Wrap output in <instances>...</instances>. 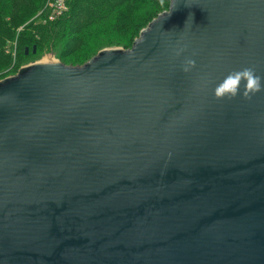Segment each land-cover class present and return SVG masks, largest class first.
I'll return each instance as SVG.
<instances>
[{"label":"water","instance_id":"95a60500","mask_svg":"<svg viewBox=\"0 0 264 264\" xmlns=\"http://www.w3.org/2000/svg\"><path fill=\"white\" fill-rule=\"evenodd\" d=\"M0 264H264V0H169L130 49L0 80Z\"/></svg>","mask_w":264,"mask_h":264},{"label":"trees","instance_id":"16d2710c","mask_svg":"<svg viewBox=\"0 0 264 264\" xmlns=\"http://www.w3.org/2000/svg\"><path fill=\"white\" fill-rule=\"evenodd\" d=\"M45 1L0 0V64L10 62L11 53L6 52L4 47L6 44L10 45L16 35V19L24 23V19L34 15ZM151 1L154 6L152 13L168 9L169 0ZM135 3L136 0H68L69 10L61 18L48 24L33 20L22 29L19 39L29 42L33 39V33L37 32L39 35L35 38L33 47L38 48L40 52L55 54L57 45L63 42L60 56L64 59L70 53L67 51L69 44L74 48L83 43L84 38L77 37L82 30L90 31L91 27L111 24L112 29L125 30L131 44L134 35L140 33L152 15L151 12L144 15L133 12L137 10ZM71 31H74L75 37L69 36ZM67 37L70 38L65 40Z\"/></svg>","mask_w":264,"mask_h":264},{"label":"rangeland","instance_id":"374dc122","mask_svg":"<svg viewBox=\"0 0 264 264\" xmlns=\"http://www.w3.org/2000/svg\"><path fill=\"white\" fill-rule=\"evenodd\" d=\"M45 2L43 6L40 9H38L37 12H35L34 15H30L26 17V19H24V23L16 19V35L12 40V42L10 43V45L6 44L4 47L6 52L10 51L11 59L10 62L7 64H3V63L0 64V80L16 75L19 69L24 66L39 62H60L67 66H80L83 65L88 60H90L95 54H97L101 50L115 49V48L130 49L133 44V41L139 35V33L135 34L133 41L130 44L128 41V36L125 33V30L112 29L111 24L105 25L103 27L97 25L94 28L91 27L90 31L82 30L81 33L77 35V37L84 38L83 43L76 45L77 48L76 47L72 48L69 44L68 45L69 50L67 51L70 53L67 52L68 54L64 59L60 56L63 42L57 45L56 47L57 54L53 52L48 53V51L40 52V50L38 48L36 49L35 46H34L35 52H32L34 49L33 44L35 43V38L38 37L39 33L34 32L33 39L29 42L20 41L19 35L23 31L22 29H24V27L33 20L35 22L38 21L43 24L45 23L48 24L50 22L47 19L45 20L44 16H38V13L43 12V9L45 7ZM152 3L153 2L151 0H136L135 8L137 10L136 11L134 10L133 12H137L139 15H144L145 13H149V12L152 13V10L154 8ZM159 13L153 12L150 17L151 20L155 18ZM148 23H146L144 27L147 26ZM73 32L74 31L70 32L71 33L69 35L70 37L76 36V34ZM70 37H67L65 40H67ZM26 49H28V52H26Z\"/></svg>","mask_w":264,"mask_h":264},{"label":"clouds","instance_id":"9594fccd","mask_svg":"<svg viewBox=\"0 0 264 264\" xmlns=\"http://www.w3.org/2000/svg\"><path fill=\"white\" fill-rule=\"evenodd\" d=\"M182 49L177 50V55L180 54ZM194 65V60L185 58L181 65L183 71L187 72ZM261 88V78L256 75L252 68H242L233 71L226 75L224 79L219 82L213 90L215 97L235 96L238 92L241 95H248L255 93Z\"/></svg>","mask_w":264,"mask_h":264},{"label":"built area","instance_id":"2783aa9c","mask_svg":"<svg viewBox=\"0 0 264 264\" xmlns=\"http://www.w3.org/2000/svg\"><path fill=\"white\" fill-rule=\"evenodd\" d=\"M69 10L68 0H46L42 13L38 16H44L45 20L56 21Z\"/></svg>","mask_w":264,"mask_h":264}]
</instances>
